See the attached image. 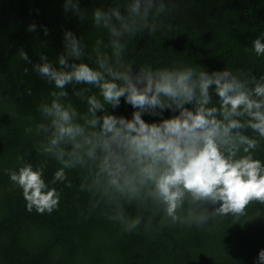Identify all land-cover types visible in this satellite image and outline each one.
Instances as JSON below:
<instances>
[{"label": "trees", "instance_id": "trees-1", "mask_svg": "<svg viewBox=\"0 0 264 264\" xmlns=\"http://www.w3.org/2000/svg\"><path fill=\"white\" fill-rule=\"evenodd\" d=\"M131 0H78L80 13L65 10V0H0V264H261L264 249V203L251 201L245 214L211 217L219 204L193 203L185 199L180 215L207 212L209 220L195 223H171L159 205L147 197L148 185L141 198H121L129 218L142 216L140 226L126 231L118 221L109 219L112 206L99 193L81 191V183L91 184L106 153L97 148L94 159L85 165L66 169V179L52 183L61 165L38 151L39 141L47 133L37 125L48 124L39 107L51 103L54 84L35 70L41 55L59 67L58 56L65 53L64 34L71 31L80 41L84 55L69 57V63H87L96 67L95 48L111 56L107 30L94 26L93 12L118 7L125 11ZM166 9L150 16L157 25L154 32L140 29L125 36L122 62L131 67L132 75L142 68L153 70L192 67L208 74L225 69L254 87V80L264 76V55L257 56L253 42L264 43V0H165ZM35 25L34 30H29ZM47 30V34H45ZM100 40L99 45L96 41ZM23 50L29 60L19 55ZM111 62L115 66V58ZM27 69V72H25ZM64 104L77 110L74 120L86 134L100 137V125L93 119L87 97L96 95L95 86H66ZM81 93L77 95V93ZM210 106L219 107V98L210 89ZM194 110V103L184 105ZM137 109L120 98L119 106L105 104L96 117L105 114L131 119ZM179 115V109H157L155 114L142 113L148 123ZM218 118L219 114H217ZM242 122L248 117H239ZM30 130V131H29ZM256 139L254 159L264 164V138L251 128L239 130ZM114 152L124 155L112 145ZM239 152L237 155H242ZM24 164L35 170L43 166L45 182L60 194L59 205L51 213L27 209L23 190L10 179ZM129 171L134 169L129 168ZM96 201L100 203L94 208ZM143 201V202H142ZM151 220L150 227L145 225ZM164 221V223H161Z\"/></svg>", "mask_w": 264, "mask_h": 264}, {"label": "clouds", "instance_id": "clouds-1", "mask_svg": "<svg viewBox=\"0 0 264 264\" xmlns=\"http://www.w3.org/2000/svg\"><path fill=\"white\" fill-rule=\"evenodd\" d=\"M69 9L80 13L78 0H65V10ZM165 9V0H131L123 13L118 7L97 8L93 23L107 30L111 56L95 48V68L83 62L70 64L69 57L78 60L84 51L81 41L67 31L66 54L58 56L59 67L44 55L40 57L43 62L34 65V70L59 90L50 93V104L40 105L48 124L41 123L36 128L47 133L38 142V151L61 165L52 183L64 181L66 169L85 165L87 159L95 158L97 148H102L106 155L96 176L91 184L82 182L80 189L106 198L105 203L112 206L114 213L109 219L118 221L126 231L137 229L142 216L129 218L121 198L129 202L141 198L148 185L151 188L147 197L160 206L165 218H170L173 224L180 221L200 226L209 220L207 212L190 210L187 217L180 215L186 198L193 203L219 204L211 217L228 214L238 217L245 214L251 201L264 203V164L253 157L259 142L239 131L251 128L264 138V76L254 80V87L249 88L247 82L227 69L208 74L192 67L155 70L147 67L132 75L131 67L122 62L127 43L124 37L133 36L140 29L154 32L157 25L150 21V16ZM34 29L35 25H30L29 30ZM100 43L96 41L97 45ZM253 48L257 56L264 55L261 38L254 40ZM19 55L29 60L23 50ZM113 57L115 66L111 62ZM73 82L99 90L103 103L96 95L87 97L88 111L93 114L87 123L100 125L99 138L96 133L86 134L84 127L74 120L77 110L72 104L61 102V97L68 95L66 86ZM210 89L219 98V107L210 106ZM121 97L137 109L131 119L112 114L96 117L105 104L119 106ZM189 103H194V110L184 106ZM165 108L179 109V115L158 123L142 119L144 112L155 114L157 109ZM245 116L248 119L243 122L238 119ZM113 144L123 150V156L113 151ZM241 150L243 154L238 156ZM9 175L23 190L29 211L35 208L41 214L51 213L58 207L60 194L45 182L43 166L34 170L31 164H24ZM99 203L96 201L93 207ZM150 225L151 220L145 229ZM258 260L264 264V249Z\"/></svg>", "mask_w": 264, "mask_h": 264}]
</instances>
